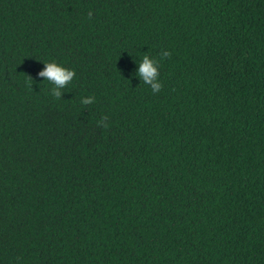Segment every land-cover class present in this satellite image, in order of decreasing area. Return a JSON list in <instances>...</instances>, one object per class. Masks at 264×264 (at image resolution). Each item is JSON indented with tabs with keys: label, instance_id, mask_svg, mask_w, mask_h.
<instances>
[{
	"label": "trees",
	"instance_id": "16d2710c",
	"mask_svg": "<svg viewBox=\"0 0 264 264\" xmlns=\"http://www.w3.org/2000/svg\"><path fill=\"white\" fill-rule=\"evenodd\" d=\"M0 264H264V0H0Z\"/></svg>",
	"mask_w": 264,
	"mask_h": 264
},
{
	"label": "clouds",
	"instance_id": "9594fccd",
	"mask_svg": "<svg viewBox=\"0 0 264 264\" xmlns=\"http://www.w3.org/2000/svg\"><path fill=\"white\" fill-rule=\"evenodd\" d=\"M92 13H89V17H91ZM171 56V52L165 51L162 53V59ZM140 74L143 76V82L149 84L153 93H157L161 91L163 85L159 82L158 77L160 75L158 70V62L154 59H150L149 56L145 55L143 57V61L140 67ZM39 75L45 80L50 81L54 87L51 89V94L56 98L60 99L63 93L60 91L65 88L75 77L76 73L73 69H68L59 63L53 61L46 63V67L43 71L39 73ZM95 101V97H87L83 98L81 103L84 105L91 104ZM107 116L102 117L100 121H98V126L107 127Z\"/></svg>",
	"mask_w": 264,
	"mask_h": 264
}]
</instances>
